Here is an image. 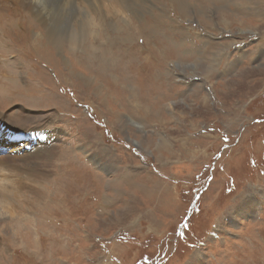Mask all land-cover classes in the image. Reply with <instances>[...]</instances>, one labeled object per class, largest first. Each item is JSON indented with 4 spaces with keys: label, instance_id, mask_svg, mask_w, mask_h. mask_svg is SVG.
<instances>
[{
    "label": "rangeland",
    "instance_id": "rangeland-1",
    "mask_svg": "<svg viewBox=\"0 0 264 264\" xmlns=\"http://www.w3.org/2000/svg\"><path fill=\"white\" fill-rule=\"evenodd\" d=\"M9 1L0 0V19ZM113 5L90 12L72 51L66 38L57 50L38 45L48 28L34 8L35 22L9 29L0 20V185L17 186L4 164L46 144L34 121L56 149L34 172L33 211L0 194V253L9 252L0 264H264V0H140L115 16ZM220 11L247 25L223 31ZM131 45L142 46L131 56L137 66L118 50ZM198 64L204 70L192 71ZM122 65L145 85L126 73V84L109 86ZM85 76L114 103L86 89ZM129 82L137 96L125 105ZM15 146L22 153L7 155ZM46 234L54 239L43 249Z\"/></svg>",
    "mask_w": 264,
    "mask_h": 264
},
{
    "label": "bare ground",
    "instance_id": "bare-ground-1",
    "mask_svg": "<svg viewBox=\"0 0 264 264\" xmlns=\"http://www.w3.org/2000/svg\"><path fill=\"white\" fill-rule=\"evenodd\" d=\"M1 1L4 4V0H1ZM78 1H79V3L76 4V0H10L9 2L5 3L6 4V6L4 7L5 11H3V13L7 14L6 16L8 18L2 17V19H0V20H2L4 22L3 24L5 26L7 24L8 25V28L10 29V27L16 21H23V20L26 21L27 18H32L34 20L36 18L38 20L39 24H41L43 27H47L48 28V35L47 36H43V37L37 36L35 38V40L39 38V44H38L39 46H42V47H44V48H46L48 50H57L58 47H61L62 44H63L62 41H61V39L66 38V39L69 40L68 41L69 47L71 48V51H72L73 50L72 48H76V49L79 48L80 44H78V41L81 42V40L87 38L86 37L87 34L84 31L86 30V27L89 24V22L93 20V17H92V15H91L90 12H93L92 14H95L99 9H102V5L114 4L113 7H112V10L110 9V12H108V14H112V15L115 16V14H117L116 12H118L119 10H121V12L123 14L125 11L130 10L132 7H135L137 2L138 3L140 2V0H78ZM54 5L58 9H57L56 13H54L55 15H52L51 12H52V9H53ZM35 6H38L39 9L37 7H35ZM33 8L36 11H33ZM106 9H108V8H106ZM28 11H30V12L33 11L35 18H33L29 14ZM21 12H25L26 15H23L22 16V14H19ZM25 13H23V14H25ZM138 14H139V12L136 11L135 12L134 19L137 17ZM71 15H74L75 17L77 16V17L80 18L78 20L79 25H76L75 27H73L72 22H71V21H73L72 20V17L73 16L71 17ZM121 16H123V15H121ZM216 16H217V20H218L217 23H218V25L222 26L223 31L229 32L231 30V32L233 33L232 28L234 27V25L236 23L238 24V27H241V28H244L245 27V23L247 25V22L246 21L237 19L236 17H234V16H232L230 14H227V12L226 13L225 12H221V11L220 12H217V15ZM35 20H34V22H35ZM75 21H76V19H75ZM200 21L203 24H208L206 22V20L204 19V17H202ZM256 21H257V23H261V20L260 19H258ZM97 22H99V21H97ZM29 23H32V20ZM87 28H89V27H87ZM94 28H95V26H94ZM247 28H249V27H247ZM66 31H68L69 35L67 33L63 35V33L66 32ZM76 31H77V37L75 36V32ZM87 31H89V30H87ZM94 31H96V30H94ZM4 32H6V31H4ZM118 32H120V31H116L115 33L118 34ZM9 33H11V32H7V34H4L1 37L3 39H5V38L8 39V41H7L8 42V45L7 46L12 51L16 49L18 53L21 52L18 48H16L14 45H12V43H9V42H11L10 39H9L10 37L8 36ZM239 33H242V32H239ZM18 35H20L19 37L21 38L23 35H25V30H22L20 33H17V36ZM82 36H85V38H83ZM42 42L44 43V46H43ZM76 44H78V47L76 46ZM48 46H50V47H48ZM140 48H142L141 45H138V46H132L131 45V46H128V47H120V48H118V50L123 54V56H125V58L123 60L129 61L130 62V65L137 66L136 65V62H132L131 56H132V54L134 52H136ZM143 48H146V47H143ZM216 56H213V57H210V58L208 57L207 58V61H210V64L211 63H214ZM144 65H147L148 66V68L146 69V72L148 70L150 71V70L153 69V63L152 62L144 63ZM122 66L123 67H119V69L117 70V71H119L118 73L109 76V78H112L113 77V79H114L113 81H110V79L108 78V76H106L108 74V72H105L103 74V76L100 78L101 82L103 83L104 82V79L106 80V78H108L109 79V86L118 87L117 84H123L124 83V80H125V78L127 76L126 73L130 74V71H133V70L130 68V71H129L128 69H125L124 68V65H122ZM65 69H67V67ZM191 69H192V71H196L197 69L198 70H204V67H202V69H200L199 64H198V65H192L191 66ZM192 71L190 72V75L189 76H191V75L194 76V74H193ZM141 73H143V72H141ZM259 73H261V71ZM259 73H256V74H259ZM2 74H4V72ZM141 76H142V74H141ZM130 77H129L130 79H128V78L127 79L130 80L131 82H134V83H136L139 86H144L145 85L144 83H142L143 80L140 77V75H138L137 77H133L130 74ZM85 79H86V89H88V90H90L92 92L95 91L96 94L98 95L97 96V99L98 100H100L102 102V100L104 101L107 98V100H111L114 103V101H113L114 98L111 97V96H109L108 93H107L108 90L107 89L106 90L105 89L103 90L101 87H99L102 83L100 84L96 80L92 79L91 77H87V76H85ZM147 79H149V77ZM131 82H129V84H131L132 86L131 87H130V85L128 86V90L130 92L124 93V94H121L120 93V98L122 99L123 104L126 103L124 101L125 100L124 99V96L125 95H127L129 97H132L133 96L134 98H135V96H137L136 93H135V90L133 91L131 89V88H134V87H137V86H135ZM124 84H126V83H124ZM104 85L105 86H108V84H104ZM120 90H122V88ZM124 91H125V89H124ZM148 92H149L150 95L152 94V90H148ZM125 105H124V107H125ZM144 107H146V106H144V104L143 105L141 104V109H143ZM147 107H150L151 108L150 105L147 106ZM37 121H34V123L36 122L37 126L40 127L39 128L40 131L41 130L44 131L45 130L44 129L45 123H43V122H41L39 120H37ZM0 126H2V122L1 121H0ZM1 133H2V131H1ZM48 136H49V139H51L53 137L51 134H48ZM41 144L38 143V145H37V143H36V146H34V148H32V150L30 152L23 151V152L26 153V156L25 157H21L20 158V156H19V157L15 158L13 162L4 164L3 167H2V169H1L3 175L7 174V176H12L14 174V177L15 178L14 177L13 178H14L15 182L17 183V186H11L10 181H13V180L12 179H9V180H7L8 182L5 185H0V194L3 193L2 196H4L6 199L14 200L15 203H16V200L17 199H22V200L26 201V203L29 206V208H28L29 210H32V209L34 210V208H36L40 204V202H41V195H40V191H39L40 188H39V186L35 182V180L39 179L40 177L39 176H36L34 174V172L37 171L38 174H43L44 173L45 165H43V164L40 163V161L43 160L41 158H46V159L48 157L53 158L54 157V151L56 150L52 146L51 143L50 144H44V145H41ZM0 146H2V143L1 142H0ZM18 148H19L18 146L12 147L11 148V152L9 154H7V155H10L11 153H16L17 151H18L17 154H21L22 151L18 150ZM22 155H24V154H22ZM26 158H28L29 161L26 160V162H25V159ZM20 160L23 161V162H25V163H22ZM14 165H18V167H16L15 171L13 170ZM39 166H44V167L42 168V167H39ZM40 179H42V178H40ZM13 184H15V183H13ZM32 184H34V185H32ZM23 190H25L24 193H22ZM28 190H29L30 197L27 196ZM61 202L62 201L60 200L59 203H61ZM125 204H126V206L124 208H121V211L123 213H120V212L117 211L118 212L117 214L126 215V209L128 207V203L125 202ZM46 213H47V210H46ZM27 217H28V215H24L23 214V215H21L19 217V221L25 220L26 222H28ZM56 218L58 219L59 217H56ZM0 221L1 222L3 221V218L2 217H0ZM63 221H62L63 224L68 225V223H64ZM35 226L38 227V220L37 219H36L35 224H34V227ZM58 228H59V226H58ZM23 230H25V228ZM53 232L56 233L57 231H53ZM25 233H21L19 235L17 234L18 235L17 237H19V239H20L21 236L24 235ZM45 233H46V231H45ZM26 234H28V233H26ZM51 234L44 235L45 236V239L44 240L46 241V245L45 246H43V245L41 246L43 249L47 248L48 244L53 241L54 237ZM28 237H27V241H28ZM7 238H9V237H7ZM12 243H13V241H12ZM9 244H11V243L7 241L6 244H5V246L8 248V245ZM10 247L11 246H9V248ZM36 247L39 248V245L37 243H36ZM6 253L7 252H5L3 250V252L0 253V256H2L4 259L8 260L7 254L9 252L7 254ZM9 262H11V260Z\"/></svg>",
    "mask_w": 264,
    "mask_h": 264
},
{
    "label": "water",
    "instance_id": "water-1",
    "mask_svg": "<svg viewBox=\"0 0 264 264\" xmlns=\"http://www.w3.org/2000/svg\"><path fill=\"white\" fill-rule=\"evenodd\" d=\"M190 212H191V209H190ZM190 212H189V214H190Z\"/></svg>",
    "mask_w": 264,
    "mask_h": 264
}]
</instances>
